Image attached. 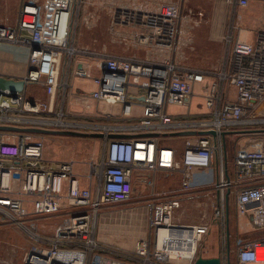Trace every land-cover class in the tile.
<instances>
[{"label":"built area","instance_id":"2783aa9c","mask_svg":"<svg viewBox=\"0 0 264 264\" xmlns=\"http://www.w3.org/2000/svg\"><path fill=\"white\" fill-rule=\"evenodd\" d=\"M222 1L229 19L221 61L213 69L189 67L172 57L69 48L81 0H19L15 23H0V47L20 50L27 64L20 75L0 73L25 82L21 92L0 89V219L24 230L32 241L23 264H90L106 249L97 239L101 209L128 203L137 179L154 187L159 172L178 174L181 184L168 198L148 204V236L138 240L134 261L173 264L169 260L178 256L167 245L177 239L165 236L158 245L159 232L184 229L195 248L183 260L193 264L215 225L220 231L217 254L202 257L228 264L232 252L236 264H264V131L239 134L248 143L234 144L231 167L226 148L227 137H235L232 131L264 130V28H243L239 15L252 1L264 0ZM182 12V5L172 2L148 12L120 13L117 8L115 23L140 27L139 46L165 53L177 43ZM71 74L92 89L74 87L66 98ZM32 85L42 87L46 98L28 94ZM170 107L183 111L171 113ZM27 129L102 133V151L86 163L82 175L74 160L45 159L47 133ZM181 132L191 134L175 136ZM165 137H182L180 153L163 142ZM138 151L144 156L138 158ZM163 152L169 154L166 162ZM184 197L212 199L211 215L199 223L174 222ZM229 198L235 208L233 250ZM63 208L68 218L51 236L37 230L35 221Z\"/></svg>","mask_w":264,"mask_h":264},{"label":"rangeland","instance_id":"374dc122","mask_svg":"<svg viewBox=\"0 0 264 264\" xmlns=\"http://www.w3.org/2000/svg\"><path fill=\"white\" fill-rule=\"evenodd\" d=\"M172 2L182 5L183 19L180 22V32L177 43L170 52H156L150 46H139L137 34L140 27L134 25H120L115 23L117 8L121 12H148L153 11L159 3ZM19 0H0V23L12 25L16 21ZM253 6V7H252ZM242 12L240 23L243 28L253 31L264 28V4H254ZM255 6V7H254ZM123 14H120L121 17ZM228 8L222 0H81L75 22V31L72 35L69 48H87L94 51L106 52L113 55H135L139 58L154 57L155 59L174 58L180 64L198 69H213L221 61L223 54V39L228 22ZM24 54L18 49L0 47V73H13L20 75L26 71ZM87 61L86 59H79ZM62 78L66 76L61 72ZM71 90L66 98L73 93L74 87L82 85L72 74L68 78ZM28 94L45 99L46 92L40 86H31ZM67 106V104L64 106ZM68 109L72 107L68 106ZM103 107L102 109H105ZM171 113L182 112V108L170 107ZM46 136L43 156L49 161L77 162V171L84 175L86 163L102 151L101 140L89 136H69L48 133ZM227 139L226 148L229 151L228 160L231 167L234 144L247 145L248 137L235 134ZM164 143L173 145L178 153L182 150V137H165ZM178 174L167 176L165 172L156 173L154 187L147 185L145 180L137 179L134 182L132 199L128 203L114 206H104L97 219V239L105 245V251L96 253L90 264H140L133 260L134 249L138 240L147 238L149 214L148 204L161 202L180 186ZM171 177V178H170ZM229 198V247L234 248L235 238V208ZM212 199L209 198H183L181 208L175 212L173 220L176 223H199L211 215ZM68 209L63 208L54 217H40L35 221V227L42 233L51 236L57 225L66 222ZM205 215L207 217H205ZM0 244L5 241L18 243V257L24 259L25 253L30 249L32 241L27 233L16 225L6 223L0 219ZM218 227L213 225L211 233L199 245L201 256H214L219 248ZM149 239V238H148ZM151 234L150 249H154ZM207 251V253H206ZM198 253V256L200 254ZM4 253L0 252L2 256ZM4 256V255H3ZM228 257V264H236V258ZM164 258V257H161ZM156 259V257H155ZM23 261V260H22ZM175 264H185L186 260H169Z\"/></svg>","mask_w":264,"mask_h":264},{"label":"water","instance_id":"95a60500","mask_svg":"<svg viewBox=\"0 0 264 264\" xmlns=\"http://www.w3.org/2000/svg\"><path fill=\"white\" fill-rule=\"evenodd\" d=\"M25 87V82L22 80H13L11 78H6L4 76H0V89H7L12 92H21L23 91ZM32 132H40V133H47L49 131L41 130V129H27ZM259 131H264V130H239V131H232L234 134H245V133H253V132H259ZM50 134H57V135H69V136H89L92 138H102L103 134L102 133H92V134H87V133H80V132H73V131H53L49 132ZM191 133L189 132H181V133H176L175 136H185L189 135ZM213 134V133H212ZM123 135L119 134H109V138H119L122 137ZM193 264H221V260L218 257H202L199 256L196 258Z\"/></svg>","mask_w":264,"mask_h":264},{"label":"bare ground","instance_id":"6f19581e","mask_svg":"<svg viewBox=\"0 0 264 264\" xmlns=\"http://www.w3.org/2000/svg\"><path fill=\"white\" fill-rule=\"evenodd\" d=\"M149 151H150L149 157H151L152 152H153L152 147H150ZM168 155H169L168 152H163L162 161L164 162L168 161ZM136 156L138 158H141L144 156V153L141 151H138L136 153ZM159 233L160 234H159L158 245L162 246V242L165 236L171 237L173 239H177L175 241H172L169 245H167V251L171 255L178 256V257H171V258H175L178 260L180 259L189 260L190 259L191 253L193 252L195 246L190 240V235L188 231L184 229H173V230L165 229V230H161ZM258 258L262 259L263 257H258Z\"/></svg>","mask_w":264,"mask_h":264},{"label":"crops","instance_id":"0c3cea01","mask_svg":"<svg viewBox=\"0 0 264 264\" xmlns=\"http://www.w3.org/2000/svg\"><path fill=\"white\" fill-rule=\"evenodd\" d=\"M254 4L258 5V4H261V3L257 2V1H252L249 4L248 7H251ZM247 8L242 9L240 11V13H239L240 17L242 16V12L244 10H246ZM123 56H135V55H123ZM1 74L9 76L10 74H13V73H1ZM79 81H82V85H80V87H83L86 90H91L92 89V85L88 81L82 80V79L79 80ZM96 139L101 140V138H96ZM101 143H102V141H101ZM168 176H170V175H168ZM177 176L179 177V175H177ZM0 224H2V223H0ZM3 242H5V244H0V252L2 251V253H4L3 254L4 256L0 255V264H23V261H22L23 258L22 257H18V254H17V245H18V243H15V242H12V241H5V240Z\"/></svg>","mask_w":264,"mask_h":264},{"label":"trees","instance_id":"16d2710c","mask_svg":"<svg viewBox=\"0 0 264 264\" xmlns=\"http://www.w3.org/2000/svg\"><path fill=\"white\" fill-rule=\"evenodd\" d=\"M230 137H231V135H229V136L227 137V139H228V138L230 139Z\"/></svg>","mask_w":264,"mask_h":264}]
</instances>
